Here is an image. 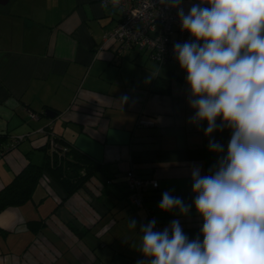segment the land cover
I'll return each mask as SVG.
<instances>
[{
    "label": "crops",
    "instance_id": "crops-1",
    "mask_svg": "<svg viewBox=\"0 0 264 264\" xmlns=\"http://www.w3.org/2000/svg\"><path fill=\"white\" fill-rule=\"evenodd\" d=\"M193 2L183 0L186 13ZM9 3L0 13V133L3 144L31 135L0 158V189L28 160L41 164L49 136L94 160L106 181L92 176L68 195L44 172L29 200L0 211V264H136L144 259L140 225L152 220L147 209L162 230L179 219L195 239L191 231L203 221L194 206L188 216L158 207L164 191L191 204L192 166L204 175L217 162L207 147V122L197 127L189 121L193 110L180 66H159L136 49L120 53L112 46L97 53L103 33L120 19L99 0ZM166 82L168 92L162 91ZM139 117L155 126L138 127ZM230 135L227 128L213 133L225 147ZM129 169L158 182L145 192L143 206L128 200ZM133 218L135 230L128 227ZM35 220L42 228L31 229Z\"/></svg>",
    "mask_w": 264,
    "mask_h": 264
},
{
    "label": "clouds",
    "instance_id": "clouds-1",
    "mask_svg": "<svg viewBox=\"0 0 264 264\" xmlns=\"http://www.w3.org/2000/svg\"><path fill=\"white\" fill-rule=\"evenodd\" d=\"M111 2L116 7L120 0ZM159 3L176 9L189 34L174 43L173 54L186 74L189 121L207 122L203 131L217 162L204 175L192 166L191 204L164 191L158 205L181 216L194 206L203 221L196 238L179 219L162 231L152 219L140 225L144 259L136 264H264V0H195L187 13L183 0ZM225 128L226 147L213 137ZM136 226V219L128 221Z\"/></svg>",
    "mask_w": 264,
    "mask_h": 264
},
{
    "label": "built area",
    "instance_id": "built-area-1",
    "mask_svg": "<svg viewBox=\"0 0 264 264\" xmlns=\"http://www.w3.org/2000/svg\"><path fill=\"white\" fill-rule=\"evenodd\" d=\"M99 2L104 7L117 10L120 19L113 29L103 33L97 53L112 46H115L120 53L136 49L146 52L148 59L159 66L168 62L179 65L173 54V45L176 42L188 41L190 37L187 32L181 31L175 9L165 8L159 0H120L119 6L116 7L111 0H99ZM29 116L31 119H36L38 114L29 112ZM136 125L153 127L155 121L151 118L139 117ZM39 132L49 136L48 130L40 129ZM30 135L31 133L11 136L7 144L0 142V158ZM49 147L51 151L56 147L52 136H49ZM125 183L128 200L137 207L144 205L145 192L149 188L158 186L156 179L140 176L133 169L125 173ZM147 213L151 219H154L149 209ZM155 229L162 231V225L156 222Z\"/></svg>",
    "mask_w": 264,
    "mask_h": 264
},
{
    "label": "trees",
    "instance_id": "trees-1",
    "mask_svg": "<svg viewBox=\"0 0 264 264\" xmlns=\"http://www.w3.org/2000/svg\"><path fill=\"white\" fill-rule=\"evenodd\" d=\"M162 91H169L168 82L163 84ZM5 138L6 136L0 133L2 144ZM53 139L56 147L51 151L48 140L46 146L43 147L48 151L41 164L28 160L12 180L0 189V211L5 207L19 205L29 200L37 183L43 178L44 172H48L68 195L78 190L90 177L96 176L99 165L94 160L69 146L63 139L57 137ZM42 226L41 221L30 222L33 230H38ZM199 231L200 227H194L191 233L196 237ZM76 233L81 234L82 232L76 230ZM200 239L202 240L203 237L201 236Z\"/></svg>",
    "mask_w": 264,
    "mask_h": 264
},
{
    "label": "water",
    "instance_id": "water-1",
    "mask_svg": "<svg viewBox=\"0 0 264 264\" xmlns=\"http://www.w3.org/2000/svg\"><path fill=\"white\" fill-rule=\"evenodd\" d=\"M9 2H10V0H0V5H6V4H8ZM45 114H46L47 116L53 118V117L55 116L56 113H55L53 110H51V109H47V110H45ZM96 176H97L101 181H103V182L106 181L105 178L101 175V173H97Z\"/></svg>",
    "mask_w": 264,
    "mask_h": 264
},
{
    "label": "rangeland",
    "instance_id": "rangeland-1",
    "mask_svg": "<svg viewBox=\"0 0 264 264\" xmlns=\"http://www.w3.org/2000/svg\"><path fill=\"white\" fill-rule=\"evenodd\" d=\"M12 2V1H11ZM10 4L11 3H8V4H6V5H0V13L2 12V10L4 9V8H6L5 6H10ZM16 136H18V135H16Z\"/></svg>",
    "mask_w": 264,
    "mask_h": 264
}]
</instances>
